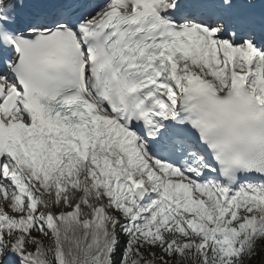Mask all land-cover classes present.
<instances>
[{"label":"snow or ice","instance_id":"snow-or-ice-1","mask_svg":"<svg viewBox=\"0 0 264 264\" xmlns=\"http://www.w3.org/2000/svg\"><path fill=\"white\" fill-rule=\"evenodd\" d=\"M0 264H264V0H0Z\"/></svg>","mask_w":264,"mask_h":264}]
</instances>
